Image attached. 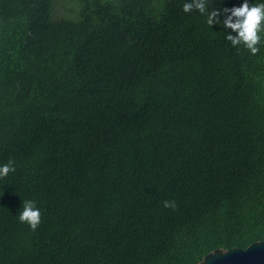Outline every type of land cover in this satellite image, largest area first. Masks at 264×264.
<instances>
[{
	"label": "trees",
	"instance_id": "1",
	"mask_svg": "<svg viewBox=\"0 0 264 264\" xmlns=\"http://www.w3.org/2000/svg\"><path fill=\"white\" fill-rule=\"evenodd\" d=\"M68 1L0 0V264H198L264 241V42L233 46L185 0Z\"/></svg>",
	"mask_w": 264,
	"mask_h": 264
},
{
	"label": "clouds",
	"instance_id": "2",
	"mask_svg": "<svg viewBox=\"0 0 264 264\" xmlns=\"http://www.w3.org/2000/svg\"><path fill=\"white\" fill-rule=\"evenodd\" d=\"M198 9L199 13L206 14V22L209 25L213 23L222 24L225 28H230L232 32H226V39L233 46L243 45L251 53L260 51V45L264 42V0H257L250 3L249 0H242L239 5H233L230 8L215 7L209 8V0H185L183 9L190 12ZM227 12L223 20L220 19V13ZM235 17V19H233ZM16 162L9 159L7 162L0 163V177L8 175L15 171ZM174 201L165 199V207L174 206ZM19 220L26 222L35 230L41 222V209L33 199L23 201V209L19 212Z\"/></svg>",
	"mask_w": 264,
	"mask_h": 264
},
{
	"label": "water",
	"instance_id": "3",
	"mask_svg": "<svg viewBox=\"0 0 264 264\" xmlns=\"http://www.w3.org/2000/svg\"><path fill=\"white\" fill-rule=\"evenodd\" d=\"M198 264H264V241L255 242L245 250H214Z\"/></svg>",
	"mask_w": 264,
	"mask_h": 264
},
{
	"label": "rangeland",
	"instance_id": "4",
	"mask_svg": "<svg viewBox=\"0 0 264 264\" xmlns=\"http://www.w3.org/2000/svg\"><path fill=\"white\" fill-rule=\"evenodd\" d=\"M56 3V9L57 10H61L63 12V10H75L76 7L74 6V4H72L71 2H69L68 0H55ZM63 6V7H62Z\"/></svg>",
	"mask_w": 264,
	"mask_h": 264
}]
</instances>
